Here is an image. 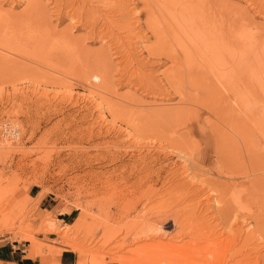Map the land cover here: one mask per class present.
<instances>
[{
	"label": "rangeland",
	"instance_id": "rangeland-1",
	"mask_svg": "<svg viewBox=\"0 0 264 264\" xmlns=\"http://www.w3.org/2000/svg\"><path fill=\"white\" fill-rule=\"evenodd\" d=\"M219 4L211 24L246 25L259 47L255 125L209 113L197 85L181 102L140 0H0V131L18 129L0 138V239L43 264L63 249L78 264H264V0ZM69 40L107 78L73 70Z\"/></svg>",
	"mask_w": 264,
	"mask_h": 264
},
{
	"label": "bare ground",
	"instance_id": "bare-ground-1",
	"mask_svg": "<svg viewBox=\"0 0 264 264\" xmlns=\"http://www.w3.org/2000/svg\"><path fill=\"white\" fill-rule=\"evenodd\" d=\"M140 1L146 14L147 31L154 36L156 42L153 48L149 50V57L152 60L157 59L159 61L161 59L172 62L173 67L171 68L173 71L168 74L171 81L182 85L183 79L185 78L186 80L187 94L183 88L175 87L174 89L178 88L176 91L180 95L181 102H184V100L190 102L189 96L193 89L192 86L197 85V88H200L199 94L203 93L202 95L207 98L206 110L209 113H213L216 117L227 116V118L240 121L238 112H241L255 125L256 75L258 74V68L261 67L259 65H262V63L257 58L259 47L254 37L247 30L246 25L238 24L236 21H218L217 25L213 24V22L211 24L212 14L220 6L219 0ZM1 14L0 11V16ZM226 30L228 32H225ZM169 42L178 44L182 49L184 56L182 63L179 61L178 52L176 53L175 50L167 47ZM67 45L70 52L68 54V63L73 70L80 72L83 69V65L85 67L90 66L91 69L94 68L90 72L94 71L96 76L101 77L98 78L99 80H103V75L104 78H107V68L98 54L90 55L87 52H83L78 43L70 40ZM189 45L202 49L207 54V59H204L206 68L204 66L201 69L196 59L195 61L198 64L192 60L193 56ZM179 53L181 52L179 51ZM192 63L193 67L195 64L199 68L191 70ZM16 66L18 67H10L9 69L17 71L21 69L19 67H22L20 65ZM22 69L25 70L24 67ZM221 69H224L225 72H227L226 69L229 71L223 76L218 72ZM84 71L83 69L81 72L85 73ZM101 84H103L102 81ZM220 90H224L227 96H222ZM185 95L186 98H183ZM246 261L242 260L236 262V264H244Z\"/></svg>",
	"mask_w": 264,
	"mask_h": 264
},
{
	"label": "crops",
	"instance_id": "crops-1",
	"mask_svg": "<svg viewBox=\"0 0 264 264\" xmlns=\"http://www.w3.org/2000/svg\"><path fill=\"white\" fill-rule=\"evenodd\" d=\"M70 215L66 213L63 215V218L57 217V220L67 224L70 222ZM50 239L49 237L37 238V240L43 243H46ZM29 246L30 244L0 239V264H43L45 261L44 256L32 254ZM54 261L57 264H78V256L71 250L63 249L59 255L54 257Z\"/></svg>",
	"mask_w": 264,
	"mask_h": 264
},
{
	"label": "built area",
	"instance_id": "built-area-1",
	"mask_svg": "<svg viewBox=\"0 0 264 264\" xmlns=\"http://www.w3.org/2000/svg\"><path fill=\"white\" fill-rule=\"evenodd\" d=\"M18 136V129L14 126L4 125L0 131V138L5 141H11Z\"/></svg>",
	"mask_w": 264,
	"mask_h": 264
}]
</instances>
